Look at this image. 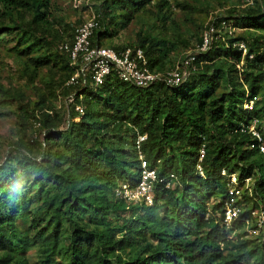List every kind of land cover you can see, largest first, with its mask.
I'll use <instances>...</instances> for the list:
<instances>
[{"label":"trees","instance_id":"trees-1","mask_svg":"<svg viewBox=\"0 0 264 264\" xmlns=\"http://www.w3.org/2000/svg\"><path fill=\"white\" fill-rule=\"evenodd\" d=\"M262 4L232 23L246 29L245 36L228 33L227 47L213 42L196 57L198 72L182 86L131 87L112 74L96 88L91 79L84 87L67 85L77 66L60 47L61 56H52L46 40L52 0H0V13L7 19L0 35L23 31L18 47L24 49L18 54L38 53L25 66L31 84L42 68L53 64L66 76L49 95L61 86L84 108L80 115L73 107L70 125L62 129L63 115L45 95L32 113L30 106H18L23 127L34 120L46 132L43 142L32 147L20 139L18 146L29 155L0 166V264H30L22 255L33 247H39L37 264H241L249 256L254 264H264V232L253 237L247 231L248 225L257 224L252 213L264 212V154L250 133L256 122L264 140V0ZM152 6L163 12L171 2L104 0L101 24L126 27ZM95 37L93 45L101 46ZM241 42L246 54L238 47ZM162 46L145 36L132 48L142 49L155 70L167 56ZM126 48L131 47L114 49ZM222 85L229 92L220 93ZM0 94L15 102L1 84ZM138 133L147 136L142 153L158 176L152 206L116 196L121 183L136 186L140 180ZM232 175L242 193L233 205L241 212L227 229ZM246 179L253 185L243 192ZM135 209L146 212L140 215ZM126 213L131 218L125 219ZM233 234L259 244L247 250L249 243L242 242L241 253L232 256L228 249Z\"/></svg>","mask_w":264,"mask_h":264},{"label":"rangeland","instance_id":"rangeland-1","mask_svg":"<svg viewBox=\"0 0 264 264\" xmlns=\"http://www.w3.org/2000/svg\"><path fill=\"white\" fill-rule=\"evenodd\" d=\"M104 0H52L49 21L51 24L50 34H46L52 56H61L59 47L62 42H71L75 30L84 22L98 18L103 19L100 14V6ZM171 8L160 12L156 7H150L146 12L139 13L136 18L126 27H111L108 25L101 27L96 33L95 40L101 46L110 49L122 47H136L142 37L151 36L162 43V49L167 51L162 66L155 68L157 74H168L174 68L180 66L186 72L187 78L197 74L194 66L187 64L188 59L196 54V49L207 32L213 29V42L217 46L227 47L229 44V31L223 25L229 24L247 16L252 8H261L262 0H253L254 5H248L245 0H170ZM150 10V12H149ZM32 18V16H28ZM7 22V19L0 13V26ZM9 24V23H7ZM105 27V28H104ZM111 33L108 36L106 33ZM23 31L14 30L0 35V84L5 91L10 92L15 102H8L6 94H0V166L15 156L29 155V150L18 146L20 139L32 147L33 142L42 143L46 130L39 122L31 120L27 126H22L18 120L21 113L18 106H30V112L41 102L42 95L63 115L62 129H67L70 125L69 115L73 108L71 99H75V94L62 87H57L54 95H49L52 87L57 86L65 78V72L53 64L42 68L35 84H31L26 75V65L33 64V59L38 53L32 55H19L24 46H19ZM58 33L57 39H55ZM233 38H240L247 34L246 29L234 27ZM18 50H17V49ZM45 52V49L43 50ZM242 69V65L238 70ZM220 93L229 92V89L222 85ZM248 94V93H247ZM246 94V95H247ZM264 132V123L262 125ZM32 156V155H30ZM253 185V180L246 182L243 192ZM240 193L239 196H241ZM137 214L143 215L145 209H135ZM130 213L124 215L129 219ZM135 216V214H134ZM231 246L228 249L230 255L240 254L241 243H249L247 250L259 244V240L247 237L231 235ZM262 239V238H261ZM234 242V243H233ZM127 254H132L130 249ZM30 264L39 262V247L31 248L22 255ZM254 257H246L241 264H254Z\"/></svg>","mask_w":264,"mask_h":264},{"label":"built area","instance_id":"built-area-1","mask_svg":"<svg viewBox=\"0 0 264 264\" xmlns=\"http://www.w3.org/2000/svg\"><path fill=\"white\" fill-rule=\"evenodd\" d=\"M250 6L253 5V0H245ZM223 25L232 35L234 28L232 24L224 22ZM101 20L98 18H92L75 30L72 42H65L60 46V50L70 55L71 65L77 66L76 73L69 80L67 85L69 86H86L89 79L92 80L93 85L101 87L106 78L112 74L116 76L127 85L138 88H149L157 83L165 84L170 88H178L182 86L187 80L186 72H183L181 67L174 68L168 74H157L149 67L148 60L142 49L126 48L124 50L116 51L103 46L93 45V38L95 34L101 29ZM213 29L207 32L204 36L202 44L196 49V54L191 56L187 64L192 66L196 60V57L200 54L206 53L211 49L213 44L212 32ZM240 50L244 54L247 52L246 44L241 42L238 44ZM72 103H75V99H71ZM254 102L247 106L248 109H252ZM73 107L77 113L83 115L84 108L81 105L73 104ZM256 125V122H254ZM253 125L250 128V133L256 137L259 141V149L264 154V140L261 134L256 130V126ZM147 140V136L143 134L137 135V150L141 160V177L136 186H132L129 183H121L116 188V196L126 200L128 203L152 206L154 204V192L155 186L158 182V176L155 169H151L149 163L145 160L142 153V145ZM251 148H254L252 145ZM206 154L205 148L201 149V155L199 160V172L203 175V169L200 163L203 161ZM223 176H226V171L222 172ZM170 182L167 184V188H170L173 184L175 176L170 177ZM251 179H246V182H250ZM229 196L231 200L226 203L224 224L229 229L230 224L239 217L241 208L234 206L233 203L241 198L240 190L238 189L237 176L232 175L229 185ZM252 215L257 217V224L255 227L248 225L247 231L250 236H259L264 232V212L254 211Z\"/></svg>","mask_w":264,"mask_h":264}]
</instances>
